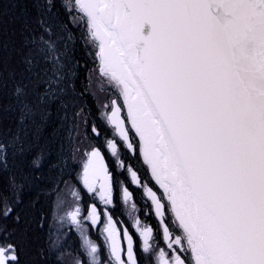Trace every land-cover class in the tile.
<instances>
[{"label": "snow or ice", "instance_id": "6c2138e0", "mask_svg": "<svg viewBox=\"0 0 264 264\" xmlns=\"http://www.w3.org/2000/svg\"><path fill=\"white\" fill-rule=\"evenodd\" d=\"M72 6L96 49L97 70L113 90L102 115L135 152L130 124L142 161L162 189L157 196L143 185L166 247L137 218L142 251L154 252L156 264H264V0H72ZM45 43L51 75L31 55L23 61L39 102L64 81L54 46ZM15 92L25 95L21 87ZM107 143L123 168L116 144ZM6 147L0 143V154ZM84 156L80 179L105 206L99 228L108 249L104 264H139L128 228L107 210L114 199L104 157L96 147ZM128 171L138 184L137 173ZM131 196L122 188V201ZM13 211L0 199V217ZM79 211L67 213L78 227ZM83 219L99 227L101 215L91 205ZM9 236L0 227V264H20ZM82 239L89 264H102L97 244L86 234Z\"/></svg>", "mask_w": 264, "mask_h": 264}, {"label": "trees", "instance_id": "16d2710c", "mask_svg": "<svg viewBox=\"0 0 264 264\" xmlns=\"http://www.w3.org/2000/svg\"><path fill=\"white\" fill-rule=\"evenodd\" d=\"M79 15L72 0H0V143L7 146L6 155L0 154V199L6 198L14 209L7 218L0 217V227L17 245L20 264H65L61 258L68 240L69 254L81 256L79 238L62 232L69 227L60 231L55 225L56 195L65 181L76 182L71 165L78 136L83 134L86 144L103 156L107 141L117 140L90 91L96 49ZM45 42L54 46L64 81L39 102L34 78L23 61L31 55L51 75L54 61L44 59L49 55ZM17 87L24 88L25 95L17 96ZM94 126L99 134L92 132ZM118 152L125 158L137 150L135 146L129 153L118 146ZM133 165V171L142 172L138 158ZM140 199L145 212L146 200Z\"/></svg>", "mask_w": 264, "mask_h": 264}, {"label": "flooded vegetation", "instance_id": "af4514ba", "mask_svg": "<svg viewBox=\"0 0 264 264\" xmlns=\"http://www.w3.org/2000/svg\"><path fill=\"white\" fill-rule=\"evenodd\" d=\"M122 118L125 120L127 119V114L126 110L122 115ZM109 126V124H108ZM110 130H114V127L109 126ZM128 131L129 135L132 137V142L136 146L137 153L136 154H131L129 157L122 158V156L119 155V160L123 163L124 167H120V165L117 163V156L114 155L111 152V149H108V152L106 155H102L104 157L105 165L109 169L111 173V181L113 185V199H114V204L107 206V210L110 212L111 216L117 221V225L120 226L123 224V226L128 228V231L133 237L134 240V249L137 254V258L139 260V264H154L153 260L151 258V255H146L141 249V241L142 238L140 237L139 233L135 232L133 225L130 224L129 222V217H127V211L126 209L130 207L132 209V204H135V210H142L143 202L141 201L140 197L144 198L146 200V211L144 213V222L146 225L152 227L154 229V235L156 237V242L158 243L159 247H166L165 241L163 239L161 229L159 224L157 223L153 209H152V204L151 201L146 197V190L143 187L144 184H147L149 188H151L157 196L162 195V189H160L158 186H156L150 177L148 169L145 167L142 158H141V153H140V143L137 138V135L133 133V131L129 128L128 126ZM114 132V131H113ZM115 136L118 137L117 140L114 141V143L117 146V151H118V146L122 148H126L127 150H130L131 148L127 147V144L116 134ZM77 145V143H76ZM133 152V149H132ZM119 153V152H118ZM126 153H128L126 151ZM138 158L142 165H143V170L142 172L137 173V178L139 180V183H135L132 178L131 174L128 171V168L131 167L133 169L134 165V160ZM83 163H81L80 166H83ZM79 165V164H78ZM76 163V160H74L73 164L71 165V168L73 172L75 173V180L76 182L73 183V181L69 182H64L63 186L61 189H68L71 188L75 192H77L79 199H77V202L80 203V211L77 217H86L89 216V208L91 205H95L98 212L101 215V220L98 221L97 226H93L89 220H84V228L82 230V234L77 229V225H74L72 221L70 220V223L65 224L64 227H69L70 229L67 231H62V232H68L74 234L77 238L80 240L81 247H83V241L80 237H82L83 234L88 235L89 239L94 241L97 246H98V255L100 257V260L102 264H104L105 261L108 259V249L105 247L104 243V237L101 235L99 228L103 227V212L105 211V206L102 204V202L93 194L89 193L86 189V187L83 185L81 179H78L79 175V168ZM81 173V172H80ZM71 180L74 179V175H71ZM149 184H152L154 188H152ZM127 188L128 191L132 194L131 199H129L127 202L122 201L121 199V191L122 188ZM98 188V186H97ZM57 201V199H56ZM55 212H56V203H55ZM68 210L66 206H63L59 212L60 218L66 219L67 217ZM57 213H55L56 215ZM138 219L140 216V211L137 213ZM169 224H171V220L169 219ZM71 244V240L67 241V245L65 246V253L68 254L69 252L67 249L69 248V245ZM126 248V244H125ZM144 256V257H142ZM79 257V256H78ZM82 258V264H89V256L87 254V249L84 248V256H80ZM81 260V259H80ZM156 264V262H155Z\"/></svg>", "mask_w": 264, "mask_h": 264}, {"label": "rangeland", "instance_id": "374dc122", "mask_svg": "<svg viewBox=\"0 0 264 264\" xmlns=\"http://www.w3.org/2000/svg\"><path fill=\"white\" fill-rule=\"evenodd\" d=\"M90 91H91V94L98 101L101 112L104 113L106 111V109L104 108V105L109 104L111 99L114 98V95H113V90L109 87L107 82L104 81V79L100 76L97 69L92 73L91 78H90ZM107 110L110 111V108ZM102 117L104 118L103 115H102ZM104 120L106 121L105 118H104ZM128 126L131 129L130 124ZM131 130L133 131V133H135V131L133 129H131ZM117 139H118V137H117ZM76 142H77L76 150H75L76 155L74 157V160H76L77 165L79 164L78 165V168H79L78 179H80V172L82 171V168H83V166H80V165H81V163H83V161L85 159L84 153L91 151L92 147L86 144V138L83 134H81L80 136L77 137ZM139 143H140V141H139ZM108 148L111 149L109 146H108ZM128 151H129V153H132V149H130ZM74 160H73V162H74ZM145 167L147 168L146 165H145ZM148 171H149L152 182L156 186H158L155 183L154 178L151 176L149 169H148ZM73 191L74 190L71 188L60 189L56 195L57 201H56V212L55 213H57V214L55 215V223H56L55 225L57 226V229L60 231H62L65 224L70 223V220H71V218L68 215H67L66 219L60 218L59 212H60L61 208L63 206H66L68 212H70V211L76 209L77 207H80V203L77 202V198L72 195ZM126 211L128 213L127 217H129L130 224H132V225L134 224V221L138 218L137 213H139V211H140L139 220H140L141 224H145L143 211L133 210V209H130V207H128L126 209ZM79 212H81V211H79ZM77 220L80 222V226L79 227L77 226V229L80 232V234H82V230L85 229L84 228V219L81 217H77ZM74 225H76V224H74ZM134 230H135V232L138 233L136 228H134ZM80 238L82 239V237H80ZM82 241H83V239H82ZM146 255H151L153 263L155 264V262H156L155 253L154 252L153 253H146L144 256H146ZM62 256H63V258H61V260H63L65 262V264H76V261L80 260V259H81L80 261H82L81 257L71 256L69 253L66 254L65 252H63ZM81 256L82 257L84 256V247H82ZM144 256H142V257H144Z\"/></svg>", "mask_w": 264, "mask_h": 264}, {"label": "water", "instance_id": "95a60500", "mask_svg": "<svg viewBox=\"0 0 264 264\" xmlns=\"http://www.w3.org/2000/svg\"><path fill=\"white\" fill-rule=\"evenodd\" d=\"M117 135L119 136V134L117 133ZM121 138V137H120ZM122 139V138H121ZM126 144L128 143V142H126V141H124ZM154 192V191H153ZM146 197L151 201V198L150 197H148L147 196V193H146ZM151 204H152V201H151ZM152 209H153V213H154V216H155V219H156V221H157V223L159 224V226H160V218L159 217H157V215L155 214V212H154V205L152 204ZM162 233V232H161ZM163 236V235H162ZM163 239H164V241H165V238L163 237Z\"/></svg>", "mask_w": 264, "mask_h": 264}]
</instances>
